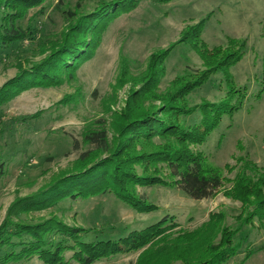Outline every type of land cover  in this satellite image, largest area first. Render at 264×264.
Segmentation results:
<instances>
[{"label": "rangeland", "instance_id": "rangeland-1", "mask_svg": "<svg viewBox=\"0 0 264 264\" xmlns=\"http://www.w3.org/2000/svg\"><path fill=\"white\" fill-rule=\"evenodd\" d=\"M99 1L44 0L31 7L21 21L30 28V37L17 49L11 46L0 53V86L16 73L18 61L33 62L44 56L45 52L38 53V44L61 36L68 21L67 10L77 16L93 10ZM204 17L201 38L209 47L224 45L229 37L245 41L242 58L230 68L236 86L246 88L243 105L231 116L223 117L201 146L209 160L223 170V184L215 195L195 200L178 187L156 185L138 187L139 194L154 206L149 212H139L106 193L28 213L15 214L12 210L10 217L33 222L56 215L68 224L102 228L110 237L143 228L163 217L177 224L151 246L93 264H140V256L148 248L144 264H181L183 259L200 254L208 243L218 241L222 227L237 228L232 242L240 243L237 254L226 264H264V224L258 218L240 224L246 210L239 199L229 194L236 175H252L256 168L264 170V0H141L136 8L107 24L92 57L78 66L73 80L29 87L2 104L0 223L18 197L37 191L61 171L72 168L86 148L82 136L87 125L105 120L112 138L116 113L132 88L131 78L145 70L151 53L167 47L187 25ZM123 63L131 78L120 86ZM165 66L160 91L166 90L183 70L202 67V61L190 46L179 44ZM222 79L221 72L213 75L192 93V101L222 97ZM10 264L45 263L34 257Z\"/></svg>", "mask_w": 264, "mask_h": 264}, {"label": "trees", "instance_id": "trees-1", "mask_svg": "<svg viewBox=\"0 0 264 264\" xmlns=\"http://www.w3.org/2000/svg\"><path fill=\"white\" fill-rule=\"evenodd\" d=\"M43 1L0 0V53L11 46L17 49L30 37V28L21 21L31 7ZM140 1L100 0L93 10L77 16L67 10L68 21L61 36L38 44V53L45 52L44 56L33 62L18 61L16 73L1 84L0 106L29 87L73 80L78 66L92 57L107 24L136 8ZM206 18L187 25L178 39L151 53L139 76L131 78L123 63L118 84L131 78L132 88L116 113L112 138L105 120L87 125L82 136L86 148L72 168L10 205L0 223V264L34 257L45 264H93L122 252L138 251L164 238L177 225L172 218L163 217L143 228L110 237L102 228L68 224L56 215L33 222L14 220L10 217L12 210L15 214L28 213L66 200L110 193L139 212H149L154 206L139 194L138 187L156 185L178 187L195 200L215 195L223 184V170L209 160L201 146L223 117L231 116L243 105L246 88L236 86L230 68L242 58L245 41L229 37L226 44L209 47L201 38ZM179 44L190 46L201 59L202 67L183 70L166 90L160 91L166 61ZM218 72L223 75L224 95L217 100L192 101V93ZM257 170L252 175H236L229 191L246 210L240 224L251 223L254 218L264 224V170ZM236 231L237 228L222 227L218 241L208 243L200 254L183 259L181 264H226L240 247L239 242H232ZM146 253L140 256V264L147 261Z\"/></svg>", "mask_w": 264, "mask_h": 264}]
</instances>
